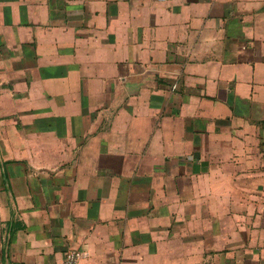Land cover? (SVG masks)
Listing matches in <instances>:
<instances>
[{
  "label": "crops",
  "instance_id": "0c3cea01",
  "mask_svg": "<svg viewBox=\"0 0 264 264\" xmlns=\"http://www.w3.org/2000/svg\"><path fill=\"white\" fill-rule=\"evenodd\" d=\"M264 264V0H0V264Z\"/></svg>",
  "mask_w": 264,
  "mask_h": 264
},
{
  "label": "built area",
  "instance_id": "2783aa9c",
  "mask_svg": "<svg viewBox=\"0 0 264 264\" xmlns=\"http://www.w3.org/2000/svg\"><path fill=\"white\" fill-rule=\"evenodd\" d=\"M85 256V253L79 249L69 250L59 264H78L79 260Z\"/></svg>",
  "mask_w": 264,
  "mask_h": 264
}]
</instances>
